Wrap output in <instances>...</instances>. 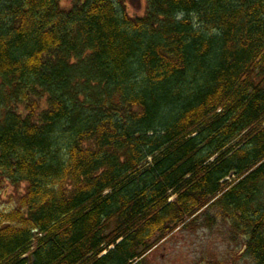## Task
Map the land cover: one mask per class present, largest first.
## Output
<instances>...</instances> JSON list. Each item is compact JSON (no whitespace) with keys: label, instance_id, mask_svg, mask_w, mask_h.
Listing matches in <instances>:
<instances>
[{"label":"trees","instance_id":"16d2710c","mask_svg":"<svg viewBox=\"0 0 264 264\" xmlns=\"http://www.w3.org/2000/svg\"><path fill=\"white\" fill-rule=\"evenodd\" d=\"M62 1L0 0V264H149L201 218L264 264V0Z\"/></svg>","mask_w":264,"mask_h":264},{"label":"rangeland","instance_id":"374dc122","mask_svg":"<svg viewBox=\"0 0 264 264\" xmlns=\"http://www.w3.org/2000/svg\"><path fill=\"white\" fill-rule=\"evenodd\" d=\"M80 0H63L65 8H71ZM131 16L145 13L146 0H124ZM26 114L24 106L16 107ZM1 112V111H0ZM1 116V115H0ZM26 184L19 188L9 184L0 191V207L14 205L20 194H24ZM230 224L218 219L214 225L207 224L204 218L199 224L187 229L177 230L148 256L149 264H253L243 257V239L237 240L230 235Z\"/></svg>","mask_w":264,"mask_h":264}]
</instances>
